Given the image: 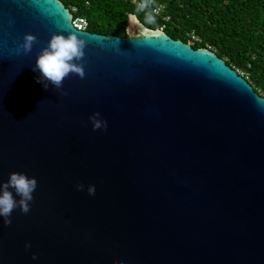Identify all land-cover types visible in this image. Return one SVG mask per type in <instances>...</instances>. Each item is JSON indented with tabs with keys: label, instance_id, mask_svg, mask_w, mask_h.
<instances>
[{
	"label": "water",
	"instance_id": "obj_1",
	"mask_svg": "<svg viewBox=\"0 0 264 264\" xmlns=\"http://www.w3.org/2000/svg\"><path fill=\"white\" fill-rule=\"evenodd\" d=\"M71 18L60 0H0V184L37 181L27 214L0 217V264H264V96L191 40ZM70 34L83 77L37 83V56Z\"/></svg>",
	"mask_w": 264,
	"mask_h": 264
},
{
	"label": "trees",
	"instance_id": "obj_2",
	"mask_svg": "<svg viewBox=\"0 0 264 264\" xmlns=\"http://www.w3.org/2000/svg\"><path fill=\"white\" fill-rule=\"evenodd\" d=\"M74 16H84L88 30L104 35H127L128 14L140 0H60ZM151 7L138 20L151 29H162L184 42L194 34V48L208 47L237 70L264 96V0H148ZM162 6L158 14L153 9ZM156 15L148 25L143 18ZM165 17H168L166 20Z\"/></svg>",
	"mask_w": 264,
	"mask_h": 264
},
{
	"label": "clouds",
	"instance_id": "obj_3",
	"mask_svg": "<svg viewBox=\"0 0 264 264\" xmlns=\"http://www.w3.org/2000/svg\"><path fill=\"white\" fill-rule=\"evenodd\" d=\"M148 0H140L135 4L134 12L128 14L130 24L138 22L139 13L150 8ZM160 9L157 8L156 12ZM143 22L148 25L156 23V15L148 12L143 18ZM35 42V37L26 34L23 37V42L20 45L25 53L31 51L32 45ZM84 41L78 39L76 34H70L67 37L63 35H54L49 40L48 45L37 56L33 71H38L40 77L37 78V83L48 81L55 87L60 88L63 80L69 73H76L83 77V69L78 64L73 63L74 60H79L83 56ZM45 87L47 85L45 84ZM99 113L93 114L89 119L92 122L93 130L105 129L107 122L99 118ZM78 188L81 186H77ZM37 188V181L34 177L30 178L23 173H9L6 182L0 184V217L5 218V223H11L8 217L11 216L14 209L20 208L21 212L27 214L30 211V202L33 200V192ZM21 199L17 201L12 191ZM88 194H95V186L90 185L87 189ZM33 259H36L33 256Z\"/></svg>",
	"mask_w": 264,
	"mask_h": 264
},
{
	"label": "built area",
	"instance_id": "obj_4",
	"mask_svg": "<svg viewBox=\"0 0 264 264\" xmlns=\"http://www.w3.org/2000/svg\"><path fill=\"white\" fill-rule=\"evenodd\" d=\"M134 2H136V1L134 0ZM157 8L160 9L159 12H156V9ZM157 8L153 9V12L156 13V14L160 13L162 11V8L163 7L162 6H159ZM70 11L72 13V18H71V24H72V26L75 29H77V30H87V28H88V21H87V19L84 16H80V15L74 16L73 12L76 11V8L75 7H71L70 8ZM165 19L167 20L168 17H165ZM189 36H190L192 42L199 40V38L197 36H195L194 34H192V33L189 34Z\"/></svg>",
	"mask_w": 264,
	"mask_h": 264
},
{
	"label": "flooded vegetation",
	"instance_id": "obj_5",
	"mask_svg": "<svg viewBox=\"0 0 264 264\" xmlns=\"http://www.w3.org/2000/svg\"><path fill=\"white\" fill-rule=\"evenodd\" d=\"M193 47V46H192ZM194 48V47H193Z\"/></svg>",
	"mask_w": 264,
	"mask_h": 264
}]
</instances>
